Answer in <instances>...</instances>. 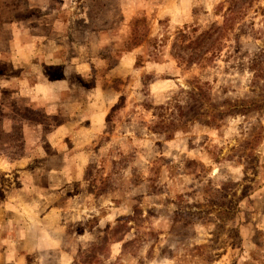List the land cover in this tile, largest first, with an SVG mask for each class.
I'll use <instances>...</instances> for the list:
<instances>
[{"label":"rangeland","instance_id":"374dc122","mask_svg":"<svg viewBox=\"0 0 264 264\" xmlns=\"http://www.w3.org/2000/svg\"><path fill=\"white\" fill-rule=\"evenodd\" d=\"M0 264H264V0H0Z\"/></svg>","mask_w":264,"mask_h":264},{"label":"trees","instance_id":"16d2710c","mask_svg":"<svg viewBox=\"0 0 264 264\" xmlns=\"http://www.w3.org/2000/svg\"><path fill=\"white\" fill-rule=\"evenodd\" d=\"M223 24L220 26L212 25L208 27L207 29L201 31L199 34H197L194 39L188 40L186 44H183L182 37L185 35L184 32L180 30L179 38L180 44L182 49L188 50V52H184V54H176L178 57H180L181 61H185L186 64H193L195 62H198L200 59L204 58V55L207 53H215V51L218 49L219 44V37L225 30V27H223ZM194 30V29H193ZM192 94V93H191ZM226 107L222 110H217V114L219 119L225 117L226 115H233L237 113H246L248 111L254 110V102L249 101H242L237 102L236 100L230 101L227 100ZM217 104H211L213 110L217 109ZM217 116H211V121L215 120Z\"/></svg>","mask_w":264,"mask_h":264},{"label":"crops","instance_id":"0c3cea01","mask_svg":"<svg viewBox=\"0 0 264 264\" xmlns=\"http://www.w3.org/2000/svg\"><path fill=\"white\" fill-rule=\"evenodd\" d=\"M59 95H60V96H59L60 98H61V96L63 97L62 94H59ZM60 102H62V103H63V102H66V98H65V99H60Z\"/></svg>","mask_w":264,"mask_h":264}]
</instances>
